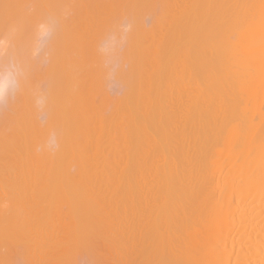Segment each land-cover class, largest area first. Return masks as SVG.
I'll use <instances>...</instances> for the list:
<instances>
[{"label": "bare ground", "instance_id": "bare-ground-1", "mask_svg": "<svg viewBox=\"0 0 264 264\" xmlns=\"http://www.w3.org/2000/svg\"><path fill=\"white\" fill-rule=\"evenodd\" d=\"M64 1L0 0V24L15 19L28 41L30 7L36 15L53 7L47 16L58 18ZM111 1L72 3L93 14L127 6L138 19L128 20L134 36L121 44L128 66L117 73L124 88L115 111L82 96L91 63L75 54L80 29L72 24V39L70 12L46 48L55 149L37 152L30 137L29 78L0 106V200H22L0 202V244L23 241L34 264L63 253L69 262L79 249L91 250L95 264H264V0ZM150 4L159 15L142 26Z\"/></svg>", "mask_w": 264, "mask_h": 264}, {"label": "rangeland", "instance_id": "rangeland-1", "mask_svg": "<svg viewBox=\"0 0 264 264\" xmlns=\"http://www.w3.org/2000/svg\"><path fill=\"white\" fill-rule=\"evenodd\" d=\"M69 1V0H68ZM68 1H64V3L61 5L63 8H61L60 9V11L62 12L63 10L62 9H64V11H63V13H58V14H60V15H58V19H60L61 21L60 22H62V20L64 21V19H67L66 17H67V14H64V12H65V9H66V12L68 13V12H70L69 14H71V19H69V17H68V19H69V21H70V26H72V24L73 23H75L76 21L78 22V25L75 23V26H74V28H76V29H80V33H78V37H76V36H74L75 35V33L74 32H76L77 30H74V29H72L73 28V26L72 27H70V26H68V25H66L67 24V21H66V24H65V28L68 26V27H70V30L73 32L72 33V39H73V36H74V38H76L75 40V43L77 42V39H78V44H79V48L78 47H76V49H78L77 50V52L75 53L78 57H82V60H83V62H82V64L83 63H86V64H90L91 63V66H90V70H91V75L88 73V75H89V77L88 76H86V75H83V73H81V75H83L84 77H86V81H87V79L89 78V83L91 84V86H89V84H88V81L87 82H85V80H83V76H82V80L85 82V84L87 83L88 84V86H86V88H85V90L84 89H82V88H84L82 85H80L81 86V89L80 90H82V96H85L86 97V94H87V96H88V94H91V97H95V100H97V101H99V102H101L102 103V105L100 104V110H101V108L104 106L103 104H107V102H108V104L106 105L107 106V108H106V106L103 108V112L104 113H106V114H108V113H111V111H110V109H111V105H113L114 104V108H113V111H115V107H116V109H117V107L118 106H116V104L118 103V102H115L116 100H118L119 101V99H121V97L120 96H122L121 95V93L123 92V88H124V84H123V78H122V76L125 74V72H124V69H125V67L126 66H128V64H127V62L125 63L124 61H127V60H123L124 58V55L126 54L125 52L126 51H122V49H124V46L125 47H127L128 45H121L123 42H125V38H126V33L128 34V32H129V37L130 36H134V34L132 33L131 34V32L135 29V27H134V23L135 22H130V21H128V20H131L132 21V19H133V17H135V16H133L130 12H128V7L127 6H124V7H121L120 8V10H117V8L115 7L114 9H108L107 11H105V12H102V11H94V14H93V11H91V12H87L88 14L89 13H91V14H89V16H88V14L86 13V11H83V12H79V10H80V8H79V5L77 4V5H74L73 3H72V0H70L69 2H71L69 5H68ZM77 0H75V3H77L76 2ZM99 1H102L103 3H107V1L108 2H112L111 0H99ZM74 2V1H73ZM31 4H30V6H32V5H34L35 3L33 2V1H31L30 2ZM35 6V5H34ZM34 6H33V8H34ZM150 7L149 8H144V10H143V13L142 14H145L144 15V17H142V15L140 16L141 17V19L139 20L140 22H141V20H142V26L145 24V23H147L146 24V26L147 27H149L150 26V24H151V19H155L156 18V16H158L159 15V13H157L158 12V10L156 11V13H154V10L152 9V6H156V5H149ZM158 6V8H160L159 7V5H157ZM78 7V8H77ZM125 7H127V9L125 8ZM31 9V11H30V24H35L39 19H42V17H44V16H47V9H48V12H53V11H51L52 9H53V7H51L52 9L49 11V9L50 8H46V9H44V8H38V9H40V10H43L44 12H40V13H38L37 15H36V13H34V11H33V9H32V7H30ZM124 8H125V11H126V13L128 12V13H130V15L128 14V18H126V16H123V14H124V12L122 11V10H124ZM56 10H57V8H55ZM154 9H157L156 7L154 8ZM161 9V8H160ZM159 9V11L161 12V10ZM116 10V11H115ZM1 11H5V10H1L0 9V12ZM58 11V10H57ZM114 12V13H113ZM121 12H122V14H121ZM4 13H6V12H4ZM85 13H86V15H85ZM100 13H101V15H100ZM104 13H105V15H104ZM117 13V14H116ZM49 14V13H48ZM52 14V13H51ZM66 15V17L64 18V16L63 17H61V15ZM95 16V14L97 15V18H96V21H98L97 23H96V21H94V19L95 18H93L94 16ZM154 14H158V15H154ZM98 15H100V16H98ZM124 15H126V14H124ZM92 16V17H91ZM105 16V17H104ZM133 16V17H132ZM89 17H90V19H91V21H90V19H89ZM96 17V16H95ZM100 17V18H99ZM104 17V18H103ZM114 19V20H112V18ZM115 17V18H114ZM129 17H130V19H129ZM37 18V19H36ZM74 18L75 19H77V20H74ZM92 18H93V21H92ZM120 18V19H119ZM137 18V17H136ZM136 18L135 19H133V21H135L136 20ZM143 18L145 19V23L143 22ZM1 19V18H0ZM99 19H101V20H99ZM105 20V22H104V20ZM111 19V20H110ZM121 19H122V22H123V20H124V23L121 25ZM13 21V18H11V19H9V20H4L3 22H2V25H3V23H4V27L6 26H8L10 23H12V21ZM17 20V19H16ZM74 20V21H73ZM102 20H103V22H102ZM138 20V19H137ZM137 20H136V25H137ZM68 21V22H69ZM115 21V22H114ZM127 21V22H126ZM0 22H1V20H0ZM13 22H15V19H14V21ZM59 22V23H60ZM90 22H91V24H90ZM94 22V24L92 25V23ZM108 22H110V26H108V25H106V26H104L105 24H108ZM152 22H153V20H152ZM105 23V24H104ZM115 23H116V26H114L115 25ZM118 23H119V25H118ZM131 23V24H130ZM112 24V25H111ZM130 24V27L128 28V31L127 32H125L124 31V29H123V26L124 25H129ZM1 24H0V26L3 28V26H2ZM32 25H31V27H32ZM117 25H118V30H119V32L117 31ZM138 25H141V24H138ZM149 25V26H148ZM61 26V25H60ZM64 26V25H63ZM79 28H78V27ZM143 27V28H147V27ZM6 27H5V30H6ZM30 27V28H31ZM110 27H114V30H115V32H113V33H111L110 31H112L113 30V28H111L110 29ZM134 27V28H133ZM99 28H101V30H99ZM116 28V29H115ZM133 28V29H132ZM103 29H104V31H103ZM110 29V30H109ZM131 29H132V31H131ZM2 29L0 28V31H1ZM122 30H123V32L125 33V35H124V33H122ZM98 31H99V33H98ZM2 32V31H1ZM105 32V33H104ZM77 33V32H76ZM97 33H98V35H97ZM102 33V34H101ZM109 33H111L109 36H108V38H107V40L106 39H104V41H101V40H103L102 39V37L104 36V37H107V35L109 34ZM119 33H121V34H119ZM22 34V33H21ZM31 34H32V32H31V30H30V38H31ZM123 34V35H122ZM131 34V35H130ZM77 35V34H76ZM103 35V36H102ZM70 36V35H69ZM97 36H98V38H97ZM68 37V36H67ZM95 37V38H94ZM100 37V38H99ZM103 37V38H104ZM115 37H116V39H115ZM136 37V36H135ZM70 38V37H69ZM69 38H65L66 40H69ZM118 38H120V39H118ZM128 38V37H127ZM26 38L23 36V38H22V35L20 36V39L18 40L19 42L17 43V46H18V48H19V50L20 51H24V50H26V48H27V43L26 42H28V41H26L25 40ZM27 39H28V37H27ZM71 39V38H70ZM98 39V40H97ZM124 39V40H123ZM129 39V38H128ZM56 40H58V42L60 41V38L58 39V38H55V41ZM64 40V39H63ZM66 40H64V41H66ZM96 40V41H95ZM114 40H116V41H114ZM26 41V42H25ZM99 41H101V44H99L100 42ZM110 41V42H109ZM123 41V42H122ZM129 41V40H128ZM70 42H73V40L71 41V40H69V45H71V43ZM95 42V43H94ZM103 42V43H102ZM116 42H117V44H116ZM121 42V43H120ZM52 44L53 43V46H54V42H53V37H51L50 38V40L48 41V43H47V46H49V44ZM57 42H55V44H56ZM66 43V42H65ZM75 44V46L76 45H78V44ZM113 43V44H112ZM74 44V42L72 43V45ZM96 44H97V46H96ZM124 44V43H123ZM125 44H127V40H126V42H125ZM65 45H67V44H65ZM65 45H63V42L61 41L58 45L56 44L55 46L57 47V46H59V49H60V53L61 54H63V56H64V59L65 58H67V60H68V62H69V60H72L71 59V54L70 53H72V52H68V54H67V49H66V47H65ZM103 45V51H104V53L106 52V51H108V52H106L105 54L103 53V51H102V49H101V46ZM120 45V46H119ZM47 46H46V48H47ZM75 46H74V49H71L72 51L74 50V52H75ZM122 46V47H121ZM51 47H52V45H51ZM50 46H49V48H51ZM114 47H115V49H114ZM118 47L120 48V49H118ZM52 48H54V47H52ZM68 48V47H67ZM73 48V47H72ZM84 48V49H83ZM106 48V49H105ZM70 49V48H69ZM111 50V52L109 53V51ZM115 50V51H114ZM118 52H117V51ZM125 50V49H124ZM47 51V50H46ZM50 51V50H49ZM48 51V52H49ZM52 51V50H51ZM68 51H70V50H68ZM82 51H83V53H84V51H85V53L82 55ZM54 52H55V50H54ZM54 52H53V54H54ZM96 52V53H95ZM101 54L100 55V57H97L98 55H99V53ZM115 52H116V54H115ZM74 54V55H75ZM86 54V55H85ZM103 54H104V59L102 58V56H103ZM107 54V56H105ZM108 54H109V56H108ZM112 54H113V58L111 57L112 56ZM119 54V55H118ZM55 55V54H54ZM74 55H72V57L74 56ZM80 55V56H79ZM95 56V57H94ZM126 56V55H125ZM70 57V58H69ZM76 56H74L73 58L74 59H78L79 60V58H75ZM86 57V58H85ZM114 57H115V59H114ZM127 57V56H126ZM52 58H53V56H52ZM69 58V59H68ZM85 58V59H84ZM106 58V59H105ZM110 58H112V59H110ZM81 59V58H80ZM101 60V61H100ZM105 60V61H104ZM110 60V61H109ZM123 60V61H122ZM95 61H97L96 63H95ZM52 62V60H51V52H49V54H48V62H47V64L45 65V64H41V62H40V59L39 58H37V59H35V60H29L28 61V64L30 63V65L28 66V69H31V70H28L29 71V76H28V78H29V86L27 87L29 90H28V94L27 95H29L30 96V99H31V101H29V103H30V107H28L27 106V108H28V110L30 111V123L31 124H33L34 123V125L36 124V126L34 127L35 128V131L33 130V128H31V130H33L32 131V133L30 132V137H31V139H32V141L33 142H35L36 144V146H37V148H36V151L38 152V148L40 149L39 150V152L41 151V150H45V151H47V152H50V151H53L54 149H55V147H52V148H50V147H48V145L46 144V141L48 140L47 138H49V135H50V133H55V136H56V132H55V126H54V124H53V122H50L49 121V118H51V116H52V114H51V111H50V109H51V107H52V104L49 102V95H48V91H49V82H50V80H51V74H52V72H53V70H51L50 68H49V66H50V63ZM80 62H81V60H80ZM103 62H105V63H103ZM115 62H116V65H115ZM122 62H123V64H122ZM101 63H102V65H101ZM98 64V65H97ZM113 64V65H112ZM126 64V65H125ZM40 65V66H39ZM104 65V66H103ZM82 66V65H81ZM87 66V65H86ZM106 66V67H105ZM111 66H112V68H111ZM101 67V68H100ZM102 67H103V69H102ZM41 68V69H40ZM94 68V69H93ZM84 69H87L86 67H84ZM84 69H82V71H85ZM115 69H117V71L115 70ZM89 70V69H88ZM118 70H120V73L123 71L124 72V74H122V76L121 77H117V73H118ZM48 71H50V74H48ZM81 71V72H82ZM96 71V72H95ZM126 71H127V69H126ZM102 72H103V74H102ZM106 72V73H105ZM111 73V79H109V74ZM45 74V75H44ZM78 74H80V71L78 72ZM77 74V75H78ZM86 74H87V71H86ZM94 74V75H93ZM76 75V76H77ZM99 75V76H98ZM53 76V75H52ZM31 77V78H30ZM90 77H92V78H90ZM102 77H103V79H105L104 80V82H103V80H102ZM80 79H81V76L79 77ZM101 78V79H100ZM34 79V80H33ZM97 79V80H96ZM121 79V80H120ZM82 80L80 81V83L82 82ZM90 80L92 81V82H90ZM27 82V81H26ZM120 82V83H119ZM105 83V84H104ZM27 84V83H26ZM26 84H24V85H26ZM38 84H45L46 85V93H47V101H46V111H45V114H40L39 112H38V110H37V108H36V105H35V103H34V105H33V102H34V98H31V97H33V90H34V88H35V86L36 85H38ZM82 84H83V82H82ZM85 84H83L84 86H85ZM30 85H32L33 87H30ZM98 85V86H97ZM90 87L92 88V90H93V92H92V90L90 89ZM98 87V88H97ZM104 87V88H103ZM32 89V90H31ZM99 89H100V91H99ZM105 90H106V92H105ZM83 91H84V93H85V95H84V93H83ZM86 91V92H85ZM22 92V91H21ZM23 92H26V90H23ZM30 92V93H29ZM88 92V93H87ZM100 92H103V93H101L100 94ZM120 92V93H119ZM27 93V92H26ZM104 94V95H103ZM123 94V93H122ZM22 95V94H21ZM93 95V96H92ZM26 96V95H25ZM28 96V97H29ZM90 96V95H89ZM23 97V96H22ZM24 98V97H23ZM87 98V97H86ZM90 98V97H89ZM104 98H106V99H104ZM119 98V99H118ZM92 99V98H91ZM103 99V100H102ZM109 99H110V102H109ZM112 99H114L113 101H112ZM94 102H95V100L94 99H92ZM21 101H23V100H21ZM29 103H28V105H29ZM22 104V103H21ZM32 104V105H31ZM97 104H99V103H97ZM97 107H99L98 105H97ZM34 109V110H32V109ZM35 111H37L38 113H36ZM110 111V112H109ZM34 112V113H33ZM14 114V113H13ZM41 115V116H40ZM38 117H42L41 119H38V121H40V122H38V121H36L37 120V118ZM43 121H44V126H43V128H41L42 127V124H43ZM2 123L3 124H1L2 126H4V124H5V126L8 124V122H7V120H3L2 121ZM42 123V124H41ZM31 124H30V127H31ZM39 126V127H38ZM47 126V127H46ZM6 128H8V130L10 131V129H9V126H6L5 127V131H6ZM37 128V129H36ZM39 128H41V130L39 129ZM45 128H47L46 130H44ZM4 129V128H3ZM2 128H1V133H0V135L2 134V130H3ZM46 131H49V132H47L46 133ZM42 132V133H41ZM8 133V132H7ZM37 134H38V136H37ZM47 134V135H46ZM36 140V141H35ZM46 140V141H45ZM38 141H39V144L40 145H38ZM43 141H44V143L45 144H43ZM33 142H31L30 141V149L31 148H35L36 146L34 145V143ZM42 142V143H41ZM31 143H33V144H31ZM41 146V147H40ZM2 199H4V200H10V201H8V203L5 205V203H6V201H4L3 202V200H0V202L2 201V203H4V207L3 208H5L6 206H8L9 205V203H10V205L12 204V203H18L19 201H22L21 199H20V197L19 196H17V197H15V198H8V197H6V196H3L2 195ZM24 202V201H23ZM22 202V203H23ZM26 203V202H25ZM1 206H2V204H0ZM26 205H28L27 203H26ZM14 206V205H13ZM11 207L12 206H10V207H8V210L10 211V209H11ZM2 208V209H3ZM2 209H0V215L2 214L1 212H5V211H1ZM7 213H8V211H7ZM17 248H18V250H17ZM13 249V250H12ZM19 249H21V250H19ZM7 250V251H6ZM84 250V251H83ZM2 251V252H1ZM8 252V253H7ZM24 252V253H23ZM3 253H5L4 255H3ZM7 253V254H6ZM10 253V254H9ZM19 253L21 254V256L19 257ZM67 253V252H66ZM79 253H81V255L79 254ZM83 253V254H82ZM0 254L2 255V256H0V264H32V262H33V260H32V262H31V260H30V263H29V261H28V253H27V250H26V248H25V246H24V244H23V241H20L19 242V244L18 243H11V242H6V243H2V244H0ZM24 254H25V256H24ZM69 253H67V255H68ZM73 254H77L76 256H74V259H73V256L71 257V262L69 261V262H66V261H63V259L65 260L67 257H66V255L63 253V255L61 254L60 256H59V258H60V260L62 261H60L61 262V264H75V263H77V264H95V260L93 259V255H92V251L91 250H86V249H79L78 251L76 250L75 251V253H73ZM10 255V256H9ZM69 255H71V254H69ZM86 255V256H85ZM7 257V260H6V257ZM83 256H84V258H83ZM12 257V258H11ZM24 257V258H23ZM66 257V258H65ZM86 257V258H85ZM9 258H11V259H9ZM15 258H16V261H15ZM59 258H58V260H55L53 263H50V264H55V262H56V264H57V261H59ZM5 259V260H4ZM23 259V260H22ZM69 259V258H68ZM68 259H67V261H68ZM8 260H9V262H8ZM18 260H19V262H18ZM74 260H76V262H74ZM7 261V262H6ZM11 261V262H10ZM22 261V262H21ZM53 261V260H52ZM73 261V262H72ZM35 262V261H34ZM34 262H33V264H34ZM59 262V263H60ZM36 264V263H35ZM39 264V263H38ZM42 264V263H41ZM43 264H49L48 262H44L43 261ZM105 264V263H104Z\"/></svg>", "mask_w": 264, "mask_h": 264}, {"label": "clouds", "instance_id": "clouds-1", "mask_svg": "<svg viewBox=\"0 0 264 264\" xmlns=\"http://www.w3.org/2000/svg\"><path fill=\"white\" fill-rule=\"evenodd\" d=\"M64 14H67L66 10ZM57 26L58 18L55 15H48L39 19L33 25L31 38L23 52L17 48V42L22 33V25L19 22L10 23L6 30L0 32V106L7 107L24 86L28 79L29 60L39 58L41 64H47L46 46ZM129 27V25H124V31L127 32ZM101 49L103 50V45ZM109 79H111V73ZM33 97L37 110L42 115L45 114L46 85H36L33 90ZM47 145L50 148L57 146L55 133H50Z\"/></svg>", "mask_w": 264, "mask_h": 264}]
</instances>
